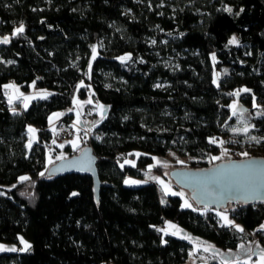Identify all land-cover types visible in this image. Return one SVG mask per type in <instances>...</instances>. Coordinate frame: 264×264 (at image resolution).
Here are the masks:
<instances>
[{
  "label": "trees",
  "instance_id": "trees-1",
  "mask_svg": "<svg viewBox=\"0 0 264 264\" xmlns=\"http://www.w3.org/2000/svg\"><path fill=\"white\" fill-rule=\"evenodd\" d=\"M3 37L0 242L24 236L31 246L1 250L0 264H186L193 244L163 233L166 220L226 250L247 239L264 245V201L221 208L226 223L220 210L192 198L184 207L179 194L145 178L149 169L164 176L157 158L171 151L190 157V168L217 164L203 159L218 154L230 133L237 89L250 90L239 97L253 112L255 145L245 156L234 140L232 158L264 157V0H0ZM11 82L51 93L12 107ZM90 95L110 105L106 119L80 148L54 145L53 112L72 122L73 100ZM29 126L38 132L30 147ZM89 144L102 181L98 201L89 175L47 172L52 151L68 157ZM194 264L222 263L211 257Z\"/></svg>",
  "mask_w": 264,
  "mask_h": 264
},
{
  "label": "rangeland",
  "instance_id": "rangeland-1",
  "mask_svg": "<svg viewBox=\"0 0 264 264\" xmlns=\"http://www.w3.org/2000/svg\"><path fill=\"white\" fill-rule=\"evenodd\" d=\"M171 58L168 59L167 62H170ZM215 82L219 83L218 75L216 74ZM245 89V88H244ZM244 89H237L233 93L234 97L232 100L231 108L233 109V115L235 116V122L231 124L230 126V133L228 136L223 139H220L221 142V150L216 154L215 156H220L221 159L218 160H212L211 157H207L209 162H216L218 161H228L230 158H232L235 154L231 151V145L234 140H240L239 147H236L239 151L241 150V154L247 153L251 146L255 145L254 139V132L250 128L252 127L251 123L248 119V114L253 113L248 111V108H246L241 103V98L239 95L244 92ZM7 96L9 99V102L12 107H17V105H21L24 108H28V105L36 99L39 98H47L50 96L51 90L46 88H36L34 84H31V87L29 90H24L20 85L17 83H8L7 84ZM90 101V102H89ZM255 112L257 114H261V109L259 108V105L257 102H255ZM110 109V105L108 103H102L96 100L93 95H90L87 98H79L78 96L75 97L73 100L72 107L69 108V112L76 111L73 114H75V118L73 121L68 122V120L65 119L66 123L69 124V127H71L72 131L70 133V140L69 141H56L54 139L53 144L57 145L59 147H62L69 142L71 144V147L74 149L76 147H81L86 140H90V133H93L95 126H92L96 123V118L98 120L99 124L101 123L106 117L108 116V112ZM59 112V111H58ZM58 112H53L57 115L56 120H59L60 116L62 114ZM64 112V111H63ZM62 113V111H61ZM79 116V117H78ZM62 117V116H61ZM89 117V118H87ZM55 118V117H54ZM76 119L74 124V120ZM90 121L92 122L90 125ZM85 125V127H82V125ZM81 125V127L79 126ZM50 128L53 129L54 134L57 131H61L63 125L55 124L51 125ZM28 140H29V147L32 146L38 139V132L37 129L29 126L28 128ZM34 130V131H32ZM92 131V132H91ZM249 141L247 143V141ZM248 147V148H247ZM84 148L81 149V151ZM225 150H227V155L224 154ZM61 156H65V153L56 154V152L52 151L49 156V164L52 166L54 163L58 162L55 160L58 159ZM180 161H183V163H180ZM54 162V163H53ZM190 162V157L180 155L176 151H171L167 155L163 157L157 158V163L162 164L165 167V174L164 176L161 174H158L153 169H149L145 172V178L148 180L155 181L160 189H162L163 192H166L167 194L177 193L179 194L183 201V206L187 207V205L193 206V201L191 199V194L188 190H184L181 188H178L175 186V182L172 178L169 177L170 171L174 169L175 167H185ZM153 177L157 179H153ZM232 204V203H231ZM230 204V205H231ZM229 205V206H230ZM220 217L224 222L228 223L231 219L229 216L224 212L220 210ZM224 217H227V221H225ZM163 233L172 234L174 236H179L186 241H190L193 244V249L190 252L189 259L187 260L186 264H194L198 260L207 261L209 258L214 257L222 264H234L235 262H244L248 261L250 263H255L256 259L259 258V261L262 262L264 260V245L258 240L255 239H247L242 241V243L239 245L237 249L233 250H226L224 248L218 247L214 242L209 241L201 236H196L192 232L187 231L184 227H182L178 222H174L171 220H166V223L164 227H162ZM247 234V232H246ZM248 235V234H247ZM23 238L24 242H27L25 244L21 241L20 238ZM19 243L18 242H12V243H6L1 241L0 245L3 246L4 250L12 251L14 248L15 250H26L28 247L31 246V243L28 239H26L24 236H19ZM243 245V247H241ZM1 251V250H0Z\"/></svg>",
  "mask_w": 264,
  "mask_h": 264
},
{
  "label": "water",
  "instance_id": "water-1",
  "mask_svg": "<svg viewBox=\"0 0 264 264\" xmlns=\"http://www.w3.org/2000/svg\"><path fill=\"white\" fill-rule=\"evenodd\" d=\"M97 158L94 148L86 145L79 153L64 157L50 166L48 176L89 175L94 181L93 192L98 201L102 181ZM169 176L180 188L188 190L191 198L203 207L220 210L231 203L264 201L263 156L232 158L207 168L175 167Z\"/></svg>",
  "mask_w": 264,
  "mask_h": 264
},
{
  "label": "snow or ice",
  "instance_id": "snow-or-ice-1",
  "mask_svg": "<svg viewBox=\"0 0 264 264\" xmlns=\"http://www.w3.org/2000/svg\"><path fill=\"white\" fill-rule=\"evenodd\" d=\"M226 10L229 11V12L232 11L230 8H228V9H226ZM240 11H243V9H241ZM23 31H24L23 26H21V27H19V28H16L13 34L15 35V34H17V33L23 32ZM0 43H4V44L9 43V38H8V37L0 38ZM229 43H230V44L237 43L236 37L233 36V37L231 38V40L229 41ZM93 51H95V46H93ZM213 57H214V54H213ZM129 58H130V54H129ZM120 59L123 60L124 57H121ZM8 63H12V61H9ZM82 83H83V82H81V84H82ZM6 87H7V86H6ZM85 87H86V86H85ZM157 87H159V85H157ZM243 91H245V92H249L250 90H249V89H244ZM89 102H90V101H89ZM254 107H255V104H254ZM54 115H59V114H54ZM32 131H34V130H32ZM98 138H99V137H98ZM252 139H255V137H252ZM210 142H211V143H216V141H215L214 138L211 139ZM61 147H62V145H61ZM224 154L227 155V150H225ZM135 155L139 156L140 154H139V153H136ZM243 155L246 156L247 153H243ZM59 158H60V159H63L64 157L61 156V157H59ZM211 159H212V160H218V159H221V157H220V156H213V157H211ZM125 162H126V163H131L133 167L135 166V164H134L133 162H131V161H125ZM180 163H183V161H180ZM121 167H123V165H121ZM40 175L43 176L44 173L41 172ZM19 179H20L21 181H25V180H28V179H30V178H29V177H20ZM153 179H157V178L153 177ZM129 182L134 183V184H136V183H140V181H128V180L125 181V183H129ZM145 182H146V181H145ZM176 194H177V193H173V195H176ZM72 195L75 196V195H77V193H72ZM186 206L191 207V205H187V204H186ZM224 219H225V221H227V217H224ZM231 223H232V222H229V224H231ZM236 227L239 228V226H236ZM239 230H240V231H243L242 228H239ZM260 230H264V225H261V226H260ZM20 239H21L22 242H24L22 237H21ZM24 243L27 244V242H24ZM241 247H243V245H241ZM0 250H4V248H3L2 245H0ZM12 250L14 251L15 249L13 248Z\"/></svg>",
  "mask_w": 264,
  "mask_h": 264
},
{
  "label": "built area",
  "instance_id": "built-area-1",
  "mask_svg": "<svg viewBox=\"0 0 264 264\" xmlns=\"http://www.w3.org/2000/svg\"><path fill=\"white\" fill-rule=\"evenodd\" d=\"M55 124V126L57 124H60L61 126L63 125L64 128H62L61 131H57L54 135V139L56 141H60V142H63V141H69L71 138H70V133L72 131L71 127H69V124L66 123V121L64 119H60V120H57L56 122L54 123H51V125ZM92 132V131H91ZM92 136V133H90V137ZM92 138V137H91ZM235 145H238L237 142L234 143ZM247 234L249 236H252L253 238H255L257 235H256V231L255 230H247L246 231Z\"/></svg>",
  "mask_w": 264,
  "mask_h": 264
},
{
  "label": "crops",
  "instance_id": "crops-1",
  "mask_svg": "<svg viewBox=\"0 0 264 264\" xmlns=\"http://www.w3.org/2000/svg\"><path fill=\"white\" fill-rule=\"evenodd\" d=\"M55 114V113H54ZM54 114H52L51 115V119H53V123L54 122H56L57 120H56V118H57V115H54ZM55 117V118H54ZM79 117V116H78ZM87 118H89V117H87ZM75 121H76V119L74 120V124H76L75 123ZM96 123H98V120H97V118H96V121H95ZM91 121H90V125H91ZM94 123V122H93ZM93 123H92V126H96L97 124L95 123L94 125H93ZM82 125V127H85V125H83V124H81ZM81 125H79L80 127H81ZM250 263V262H249ZM262 263H264V260L262 261V262H260L259 261V258H257L256 259V261H255V263H251V264H262Z\"/></svg>",
  "mask_w": 264,
  "mask_h": 264
}]
</instances>
